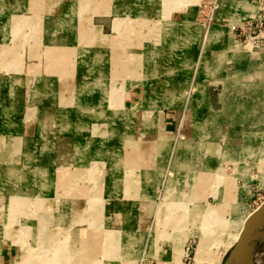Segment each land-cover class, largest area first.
<instances>
[{"label":"rangeland","instance_id":"obj_1","mask_svg":"<svg viewBox=\"0 0 264 264\" xmlns=\"http://www.w3.org/2000/svg\"><path fill=\"white\" fill-rule=\"evenodd\" d=\"M247 1H233L234 23L257 15ZM188 6L191 23L171 15ZM232 12L220 0H0V264L224 263L264 201V49L235 36ZM92 23L107 35L94 59L77 37L99 35ZM141 79L170 82L173 130L161 112L110 116Z\"/></svg>","mask_w":264,"mask_h":264},{"label":"crops","instance_id":"obj_2","mask_svg":"<svg viewBox=\"0 0 264 264\" xmlns=\"http://www.w3.org/2000/svg\"><path fill=\"white\" fill-rule=\"evenodd\" d=\"M220 1L221 2H227L230 5L231 10L233 11L232 12V17H231L232 24H234V25L236 24L239 27L243 26L245 21L241 22V24L240 23H234L235 18H234V14H233L234 13V9L232 7V3H233V1H235L236 3H240V2H245L247 0H243V1H238V0H220ZM221 4H223V3H221ZM195 10L196 9L194 8V6H188L184 11H179V12H174V13L172 12L171 15L172 16H178L177 18H179L182 23L187 24V23H191L192 21L195 20V17H196V15H195L196 11ZM113 13H116V12L112 11V13L109 14V15L110 16H114ZM220 15L222 17L223 13L220 14ZM223 19L224 18L222 17L221 20H223ZM170 20L173 23L174 22H178V21L172 20V17H170ZM12 22H13V19H12ZM12 22L10 23L9 21H7V24H6L5 28H3V30H2L3 33H5L6 31H9L11 29ZM112 23H113V20H112ZM94 26H95L96 30H99L100 33H99V35L96 34L94 36V38L90 42H88L87 44L84 43V41L82 39L86 38L85 37L86 36L85 33L90 31V30H88V31L83 33L81 29H79V28L77 29L78 30L77 31L78 42L80 41V42H82L84 44V45L81 46V48L83 49V51H85V53L86 52H88V53L91 52L92 53V55L88 54L89 56H87L85 58L90 57V58L94 59V53H96V52H93L92 49H89V47L93 45L94 41H101L100 40V36L101 35H106V34H104V32L100 28H98V26H96V25H94ZM220 28L223 29V26H221ZM221 29H220V31H221ZM11 31H13V29H11ZM214 32L215 31L213 29V39H216V40H219V38H222V36L224 34V31H221L220 35H216ZM229 34H230V37H232L234 35L232 30L229 32ZM235 36L237 37L238 34L235 33ZM249 38L250 37H247L246 41ZM89 39H90V37H89ZM106 41H107V39L105 41H103V42H106ZM231 53H233L232 56L235 55L236 57L237 56L240 57L241 54H242V53L238 54V52L235 53V52H232V51H231ZM95 59H98V57L96 56ZM217 64L220 65L219 67H217V70H218L221 66H223L224 63H223L222 60L218 61V63H215V67H214L215 69H216ZM182 65L185 66V68H187V65H186L185 62L181 63V66ZM141 80H142L141 81L142 83L132 85L129 90L124 92V95H123L124 108L119 110L116 113H115V111H113L110 116L111 117L112 116L113 117H120L121 116L124 119H128V118H132L136 114H139V112H143L146 117H150L149 115H150L151 111L158 112L159 114L161 112V114H163V117L166 119L167 127H170L173 130L172 122L174 121L173 119L175 118V115H174V113H172V111L170 109L174 107V104H175V101H176V96L174 94V90L172 88H169L170 82H166L164 84V81H162L163 82V84H162V82L160 81V83L157 84V82H155L153 80L148 82L150 79H141ZM94 81L97 84H99L98 82H100L101 80L100 79H96ZM129 84H131L130 80H129ZM92 86H93V84H92ZM102 86H104V87L100 88L99 91L103 95V97H102L103 101H111L110 100V96H108L109 92L106 94V90H108L110 88L106 89L107 86H105V85H102ZM76 89H78V90L80 89V92H81L80 95L85 93V94H88V95L92 96L93 93L95 92L94 88L93 87L91 88V86L90 87L89 86H87V87L79 86ZM103 89H105V90L102 91ZM197 89H198V92L196 93L194 99L196 101H200L201 103L205 102L206 99H207V96H208V93L206 92L207 91V86L206 85H203V86L199 85V87ZM78 96H79V93H78ZM9 98L13 99V96L10 95ZM159 102L161 103L160 107L158 106ZM81 106L86 109V111H84V110H82V111L89 113V115H91L92 117H94L95 115H98V116L101 115L102 117H107L106 114H105V110L104 109L97 110L98 112L96 113L94 110L88 108L86 105L84 106L83 104H81ZM157 108H162V109L161 110H157ZM164 109H167V113H165V111H163ZM140 110H142V111H140ZM4 111H5L3 113L4 117L6 115V117L8 118V116L12 115L10 109L6 108V110L4 109ZM146 113H148V115ZM3 116H1V117H3ZM136 117H138V115H136ZM167 122H170L171 124L168 125ZM200 127H202V125H200ZM199 131H200V129H199ZM158 140H162V139H158ZM157 143H158V141H157ZM165 147H166V145H165ZM166 150H167V147H166ZM164 154H166V153H161L160 152L159 156H163Z\"/></svg>","mask_w":264,"mask_h":264},{"label":"water","instance_id":"obj_3","mask_svg":"<svg viewBox=\"0 0 264 264\" xmlns=\"http://www.w3.org/2000/svg\"><path fill=\"white\" fill-rule=\"evenodd\" d=\"M264 223V201L246 219L241 233L232 245L223 264H255L254 247L256 240L264 228L260 226Z\"/></svg>","mask_w":264,"mask_h":264},{"label":"built area","instance_id":"obj_4","mask_svg":"<svg viewBox=\"0 0 264 264\" xmlns=\"http://www.w3.org/2000/svg\"><path fill=\"white\" fill-rule=\"evenodd\" d=\"M260 7L257 15L239 27V34L252 39V48L264 49V0H257ZM247 39V38H246Z\"/></svg>","mask_w":264,"mask_h":264},{"label":"bare ground","instance_id":"obj_5","mask_svg":"<svg viewBox=\"0 0 264 264\" xmlns=\"http://www.w3.org/2000/svg\"><path fill=\"white\" fill-rule=\"evenodd\" d=\"M261 228H264V223H262V225L260 226ZM239 237V236H238ZM238 237H237V239H238ZM236 239V240H237ZM236 240H235V242H236ZM257 242H256V244L257 243H261V242H264V230L261 232V234L258 236V239L256 240ZM235 242H232L227 248H229V247H232V245H234V243ZM226 250H228V249H226ZM228 253V252H227ZM225 254V253H224ZM264 253H260V252H258V253H254V255H255V257H256V260H255V264H257V262H259L260 261V259H261V257H262V255H263ZM178 259V258H177ZM176 261V260H175ZM200 262H202L201 261V259H199V261L197 262V264H200Z\"/></svg>","mask_w":264,"mask_h":264}]
</instances>
